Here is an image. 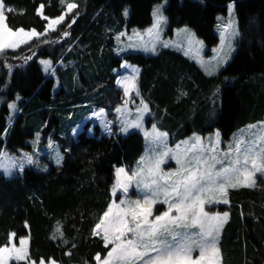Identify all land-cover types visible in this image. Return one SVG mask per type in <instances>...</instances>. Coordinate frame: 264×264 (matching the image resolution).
Listing matches in <instances>:
<instances>
[{
  "label": "trees",
  "instance_id": "trees-1",
  "mask_svg": "<svg viewBox=\"0 0 264 264\" xmlns=\"http://www.w3.org/2000/svg\"><path fill=\"white\" fill-rule=\"evenodd\" d=\"M77 1L64 0L62 4L61 0H3L15 9L6 14L13 30L23 27L41 33L48 21L37 14L40 4L45 6V15L57 18L66 12V3ZM81 1L80 12L84 8L87 15L77 22L72 37L63 40V32L74 26L67 27L71 23L69 16V23L52 38L45 39L49 42H35L20 53L0 57V150L11 154L31 152L34 150L31 143L38 133L42 147L49 140L57 142L61 138L59 144L64 157L60 166L49 164L45 173L27 168L22 177L0 176V246L8 243L9 234L14 231L18 238H29L33 259L51 257L58 264H96V254L106 256L109 248L100 237L93 235V229L113 199L111 188L116 168L132 169L145 146L143 137L136 132L118 137L97 133L89 137L83 131L75 141L66 143L61 137L63 121L72 108L84 101L101 107L109 100L113 76L108 69L119 67L121 60L113 59L110 52L113 39L108 34L120 31L125 25V22L119 23V18L123 21V12L131 10L129 29H145L153 22V8L164 0ZM168 1V33L172 35L177 28L189 27L209 49L219 42L214 32L218 16L226 15L229 3L236 2L241 39L229 65L214 78L207 77L175 52L163 51L148 58L140 54L126 56L128 62L144 69L141 94L151 107L148 127L155 124L175 144L194 133L205 136L216 130L227 141L237 130L262 121L264 0H184L182 4L180 0ZM82 41H86L82 54H95L91 66L98 71L96 77H103L110 86L87 84L88 88L71 89L67 96L63 89L55 95V81L44 74L40 60L51 59L56 64L59 59L66 60L71 53L69 49ZM101 47L107 49L103 57ZM93 92L99 93L93 95ZM12 103L20 107L21 114L10 128ZM257 185L255 189L230 190V205L222 207L229 212V221L220 239L223 264H264L261 178ZM57 227L69 241L67 245L52 238L58 235ZM69 250L72 255H65Z\"/></svg>",
  "mask_w": 264,
  "mask_h": 264
},
{
  "label": "snow or ice",
  "instance_id": "snow-or-ice-1",
  "mask_svg": "<svg viewBox=\"0 0 264 264\" xmlns=\"http://www.w3.org/2000/svg\"><path fill=\"white\" fill-rule=\"evenodd\" d=\"M61 3L64 4V0H61ZM166 3L167 0H164L152 13L154 24L147 29V35L152 39L144 41L140 36V46L145 51H156L161 26L167 23V17L163 14ZM65 6L66 12L57 18H50L44 14V4L39 5L37 14L48 21L45 31L41 33L35 29L26 31L23 27L13 30L7 23L6 13H12L15 9L0 0V55H5L8 49L16 51L33 39L46 37L49 32H56L68 13L78 8L75 2L66 3ZM233 8L234 5L230 6V19L222 26L218 55L214 58V63L210 62L208 65L212 71L227 64L234 50L233 41L239 31L236 22L231 19ZM124 15H128L127 10ZM75 22L73 18L67 27H71ZM181 31L188 34L185 39L191 46L195 41V33L189 29ZM63 35L67 37L70 33L64 31ZM124 35L126 33L120 34ZM133 35L139 34L134 30ZM120 36L117 37L118 41ZM196 43L202 44V41ZM41 63L45 64L46 71L52 67L51 61ZM124 67L131 66L125 63ZM133 73L117 81L127 98L123 105L115 108L120 131L124 133H127L129 128L143 129L144 115L151 111L149 105L141 98L135 119L132 118L128 104L132 101L133 93L140 95L137 83L139 69L133 68ZM9 108L13 112L17 110L15 103L10 104ZM92 115L100 120L105 130L111 134L112 122L107 120L106 110L102 108ZM144 135L148 144L145 156L141 157L137 167L131 172L124 167L116 168L115 183L111 188L113 199L93 229V235L100 237L104 246L109 248L106 256L95 255L96 264H223L220 236L228 222L229 212L206 210V205H227L230 190L255 189L258 186L257 175L264 178V131L251 140L235 138L227 150L220 148L218 131L215 140L209 137L205 143L202 137H195L182 141L174 149L168 147V133L160 131L155 124L150 132L144 130ZM38 142L37 133L35 143ZM48 147L55 152V163L61 165L64 157L51 140ZM169 157L175 161L176 167L165 172L162 165ZM25 163L32 165L38 164V161L29 153H24L20 158L11 157L6 152L0 153V168L8 175L14 170L23 173ZM43 170L47 171V168L44 167ZM133 187L138 193L135 199L129 196ZM118 192L122 193L124 198L117 203L115 198ZM157 204L165 205L166 208L157 210ZM56 233L58 235L54 234L53 239H58L65 245L69 243L61 228L57 227ZM29 244L27 236L18 238L16 232H11L8 243L0 246V264H10L11 261L16 264H58L51 257L33 259ZM72 247L75 248L76 245L73 243ZM65 255L71 256L72 252L66 251Z\"/></svg>",
  "mask_w": 264,
  "mask_h": 264
},
{
  "label": "rangeland",
  "instance_id": "rangeland-1",
  "mask_svg": "<svg viewBox=\"0 0 264 264\" xmlns=\"http://www.w3.org/2000/svg\"><path fill=\"white\" fill-rule=\"evenodd\" d=\"M181 4L184 2V0H180ZM82 1L78 0L77 4H78V8L73 10V12L68 13V15L65 18V21L59 25L57 27V31L56 32H49L48 35L46 37L42 36L39 39H33L29 44L27 45H21V47L16 50L13 51L11 49L6 50V53H20L25 49H28L33 43L35 42H39L45 39H49L52 38L54 36V34H57L60 30V28L66 24L69 23L68 19L70 16V20L72 21L73 18H75V23L72 24L74 25L72 28L69 29L70 35L65 37L63 36V40L68 39L70 37H72L74 35L75 30H77L76 25L78 26L79 21L83 20L82 18H84L87 14L86 9L82 8V12L81 11V7H82ZM164 1H162L161 3L157 4L154 9L160 5L163 4ZM234 5V8L232 9V15H231V19L234 20L237 24L238 27V31H239V35L235 37L234 41H233V51L230 54V59L228 60L227 64L222 65L219 67L218 70L216 71H212L211 68L208 67L210 62L214 63V58L218 55L219 49L221 48V30H222V26H225L229 19V10H230V6ZM169 6V1L167 0V3L164 4V9H163V14L167 17L166 15V9ZM128 12V15L125 16L124 12H123V18L121 21L119 18V23L122 24L125 22V25L121 28L120 31L118 32H113L112 34L109 33L108 36L111 37V39H113V44L110 47V52L112 54L113 59H120L121 60V64L119 67H111L108 70L110 72H112V90H111V95L109 97V100L107 99V101L103 102L104 104L101 107H97V106H93L90 103H85V101L83 102V104L81 105H77L76 107L72 108L70 110V112L68 113V118L67 120L65 119L63 121V128H62V139L64 142L66 143H71V141H75L77 139V137L79 136V134H81L83 131H85L87 133V135L89 137H94L96 136V134L98 133L100 136H107V137H118L119 135H123V136H127L133 132L139 133L143 139H144V152L142 154L141 157L145 156L146 151L148 149V144L145 140V135H144V130L147 131H151V128L148 127V119L151 116V111L146 113L144 115L143 118V129H138V128H129L127 133L121 132L120 131V125L117 119V113L115 112V108L118 106H121L124 104L125 100L127 99L124 96V90L123 88L117 83L118 80H122L123 78L133 75V68H137L139 69V78H138V87H139V91H140V95L136 96L135 93L132 94V101L129 102L128 107L131 109V113H132V118L135 119V114H136V109L137 107L140 106V100L141 98L144 100V98L142 97L141 91H142V75L144 72V69L138 65H134L130 62H128L125 57L128 55H143L144 57L148 58V57H152V56H157L158 54H160L163 51H171V52H175L177 54L182 55L186 60H188L190 63L196 65L198 67L199 70H201L207 77L209 78H214L219 76L224 69H226V67L229 65V63L231 62V60L233 59V57L235 56V54L238 51L239 48V42L241 39V33H240V29H239V20H238V16H237V12H236V2H231L229 3V5L227 6V13L226 15H220L217 18V24L215 27V35L217 36L219 42L218 44L213 48V49H209L208 46L205 44V42L203 40H201L200 38H198V36L196 35L195 31L189 27H181V28H177L174 30L173 34L170 35L168 33L169 30V19L167 17V23L163 24L161 26V31H160V38L159 41L156 44V51H145L143 50V48L140 46L141 41H140V36L143 37L144 41H148L150 39H152L151 37H149L147 35V29L151 28L154 24V18L152 15V24L151 26L145 28V29H138V28H132L129 29L127 26V22L130 18V14H131V10L128 8L126 9ZM67 11V9H66ZM110 11V10H108ZM152 11V13H153ZM111 13V11H110ZM7 14V13H6ZM112 17H115L114 15ZM105 18L108 19V14L105 15ZM43 19V18H42ZM118 23V24H119ZM183 29H189L190 32L195 33V41L192 42L191 46H189L187 39H185V37L188 35L187 33L181 31ZM135 32H137L139 35H133ZM28 31V30H26ZM121 33H126V35L124 36H120ZM179 33V35H178ZM90 35H88L87 37H90ZM120 36V40H117V37ZM131 38V40L129 39ZM87 39V38H86ZM84 39V40H86ZM196 41H202V44H198L196 43ZM85 44L86 41H82L80 43H77L76 45H73L69 51L71 52L69 54V58L66 60H58V63L56 64L54 61H52L51 59H41L40 60V65L43 69V72L46 76L51 77L54 81H55V87H54V94H59V92L61 91V89L64 90V95L67 96L70 94L71 89L74 91H80V90H84L86 88H88L87 84H90V86L92 87V85H96V86H103V87H108L110 85L105 84L106 82L104 81V78H97L96 74H98V71H94L92 70V66L91 63L93 61H95V54H91L89 55L88 52H86L87 55L84 56V54H82V52L85 50ZM164 44H168L169 46L165 47ZM131 45V46H130ZM105 50H107L104 47H101L100 49V56L103 57L105 55ZM3 55H0V57ZM41 61H51V69H49L48 71L45 70V64L41 63ZM125 63H127V65L131 66V67H124ZM54 70V71H53ZM0 72H1V67H0ZM102 83V85H99L98 83ZM98 84V85H97ZM70 85V86H69ZM69 87V88H68ZM94 87V86H93ZM95 94L99 93V92H93ZM116 96L119 97V100H116ZM145 103H147L150 107V104L146 101H144ZM17 106V110L15 112L12 111L11 109V117H12V121H11V125L10 128H13L14 126V119L16 118V116H18L19 114H21V109L18 105ZM105 109L106 112L108 113L107 115V120L112 122V128H111V134L108 133V131L105 130V128L102 125V122L98 119H96L95 117H93V112L95 111H99L100 109ZM250 126H254V127H250ZM162 131V130H160ZM220 133V148L223 150H227V147L230 143H233L235 138H241L243 137L245 140H251L254 138V136L259 135L262 131H264V119L258 123H254V124H250L240 130H237L232 137L230 138V140H224L222 137V134L219 130H216L214 133L212 134H208V135H201L199 133H194L192 135H190L189 137L175 143L172 144L171 143V137L168 134L167 137V144L169 148H175V146L177 144H180L182 141H189L194 139L195 137H202L204 142L207 143L208 138L211 137L213 140H215L216 138V132ZM73 132H75V135H73ZM165 132V131H163ZM40 140V138H39ZM60 141L61 138L57 141V142H53L54 146L56 147V149L62 154V148L60 146ZM36 142V140H35ZM31 143V146L34 150H32L31 152H26V151H19L18 154H11L9 152H7L6 150H0V153H8L11 157H17L20 158L23 156L24 153H29L32 154L34 156V159L38 161V164H32L29 165L27 163L24 164V171L27 168H32L38 172H42L45 173L47 171H44L43 168L46 167L48 170V166L49 164L58 166L55 163V152L53 151V149L48 147V143H46L45 146H40L39 142L37 143ZM141 157L139 158V160L141 159ZM139 160L136 162L135 166L128 170L129 172L135 170V168L137 167V164L139 162ZM7 161H5L6 163ZM60 166V165H59ZM176 167L175 165V161L173 159H171L170 157L167 159V162L165 164L162 165V168L165 172L170 171L172 169H174ZM23 173L19 172L18 170H14L12 172L11 175H8L4 172L3 168H0V176H3L7 179H13V178H17V177H22ZM260 175H257V183L258 180L260 179ZM264 179V178H261ZM241 189V188H238ZM236 190V189H233ZM138 193L136 192L135 187H133L132 189H130L129 191V196L133 199H135L137 197ZM124 198L122 193H117V197L115 198L117 200V203L119 202L120 199ZM230 205V200H229V204L225 205V204H210V205H206V210H211V211H218V212H225L226 208L222 207H228ZM162 208H166L165 205H160L157 204L156 205V209L160 210ZM229 221V219H228ZM226 225V224H225ZM224 225V226H225ZM223 232V231H222ZM222 236V233H221ZM220 236V239H221ZM17 246H19L18 244V240L16 241ZM194 255H198V253H194ZM15 261H11L10 264H12Z\"/></svg>",
  "mask_w": 264,
  "mask_h": 264
}]
</instances>
